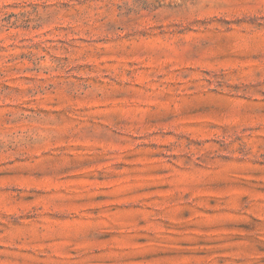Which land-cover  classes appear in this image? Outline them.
Wrapping results in <instances>:
<instances>
[{
    "label": "rangeland",
    "instance_id": "1",
    "mask_svg": "<svg viewBox=\"0 0 264 264\" xmlns=\"http://www.w3.org/2000/svg\"><path fill=\"white\" fill-rule=\"evenodd\" d=\"M0 264H264V0H0Z\"/></svg>",
    "mask_w": 264,
    "mask_h": 264
}]
</instances>
